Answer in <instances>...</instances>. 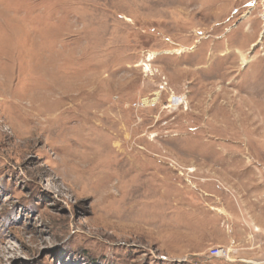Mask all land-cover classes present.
I'll list each match as a JSON object with an SVG mask.
<instances>
[{"label":"rangeland","instance_id":"374dc122","mask_svg":"<svg viewBox=\"0 0 264 264\" xmlns=\"http://www.w3.org/2000/svg\"><path fill=\"white\" fill-rule=\"evenodd\" d=\"M0 84V264H264V0H0Z\"/></svg>","mask_w":264,"mask_h":264},{"label":"built area","instance_id":"2783aa9c","mask_svg":"<svg viewBox=\"0 0 264 264\" xmlns=\"http://www.w3.org/2000/svg\"><path fill=\"white\" fill-rule=\"evenodd\" d=\"M237 252L238 250L233 246L230 247L218 246L210 250V256L216 259H225V260L233 261L236 259Z\"/></svg>","mask_w":264,"mask_h":264},{"label":"bare ground","instance_id":"6f19581e","mask_svg":"<svg viewBox=\"0 0 264 264\" xmlns=\"http://www.w3.org/2000/svg\"><path fill=\"white\" fill-rule=\"evenodd\" d=\"M1 85L2 84H0V87H1ZM3 89V88H2ZM3 91V90H2ZM5 93V92H4ZM6 97V96H5ZM7 98V97H6ZM6 100V99H5ZM5 100H4V98L2 99V101H0V103H4L5 102ZM14 101V100H13ZM17 101V100H16ZM10 102V101H9ZM6 104V103H5ZM41 113H42V111H41ZM46 114V113H45ZM43 118V117H42ZM58 117H55V118H52V117H47V119H46V122H49L48 123V127L47 128H50L51 127V125H52V122H54V120L56 121V119H57ZM45 121V120H44ZM31 122H33V121H31Z\"/></svg>","mask_w":264,"mask_h":264}]
</instances>
